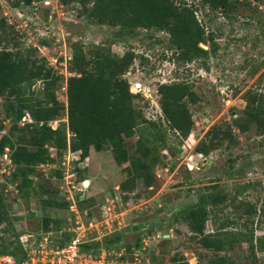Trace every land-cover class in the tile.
Listing matches in <instances>:
<instances>
[{"label":"rangeland","instance_id":"1","mask_svg":"<svg viewBox=\"0 0 264 264\" xmlns=\"http://www.w3.org/2000/svg\"><path fill=\"white\" fill-rule=\"evenodd\" d=\"M173 1L194 9L206 36L214 35L213 43L217 48L208 57L181 61L166 31L142 28L130 31L99 25L91 22L79 4L62 5L60 0H49L26 6L23 0H0V49L19 51L25 58L36 61V66L44 59L48 67L64 78L58 84L57 96L65 105L68 104L67 78L76 74L70 65L75 45H81L85 52L99 46L110 48L120 56L134 53L136 58L125 77L131 93L139 95L136 103L150 121L163 119L158 94L160 85L186 82L200 96V102L190 106L195 126L189 138L182 139L169 130L165 146L149 143L158 148L163 161L155 168L157 182L149 189L138 181L130 192L123 194L120 184L125 179L124 168L128 164L117 165L109 149L101 152L92 149L83 162H78L70 151L64 152L59 160L54 151L59 161L36 167L32 176L34 183L26 190L29 192L26 196L19 193L15 182L3 178L5 168L9 174L11 162L5 155L0 156V185L13 228L16 234L24 235L23 240L45 233L63 239L76 221L83 225L93 221L103 225L102 239L123 237L121 252L134 264H172L176 257H184L188 264H208L213 253L193 239L181 212L195 205L201 195L219 187L226 190L229 199L236 200V205L243 202V207H233L227 201L225 211L216 217L217 224L211 220L206 223V233L214 232L221 220L230 217V223H234L230 224V229L240 228L248 237L242 248L231 253L232 257L243 264H264V251L256 249L253 255L248 249L250 242L256 244L264 235V220L261 222L264 136L256 134L255 126L246 134L233 127L238 144L229 146L226 142L209 155L196 153L199 143L207 141V133L213 126L233 124V116L243 113L246 107L243 96L248 90L264 95V0H234L225 12L204 6L201 0ZM200 47L210 49L209 43H202ZM40 88L42 84L37 82L27 96L37 98L36 91ZM14 98L0 99L1 120L5 116L6 100ZM67 121L65 111L61 120L52 122L51 126L56 129ZM9 125L6 122L5 129ZM138 139L139 131L127 140L132 152ZM52 170H61L62 179L51 176ZM72 174L73 178L68 179ZM70 181L78 188L72 194L68 193ZM39 185L48 188L49 193L42 194ZM71 195L75 199L77 196L86 199L83 211L76 205L75 216L64 207L43 203L48 199L57 203L69 201ZM72 201L73 205L75 200ZM248 203L257 205L258 214L253 227L246 229L243 225L246 217L239 215ZM108 208L110 212L106 214ZM146 222L150 225L144 232L133 234L132 227ZM4 228L5 225L0 226V251L8 242L15 241L13 231L4 233ZM128 245L131 248L126 251ZM109 246L113 255L119 252L113 244Z\"/></svg>","mask_w":264,"mask_h":264},{"label":"trees","instance_id":"2","mask_svg":"<svg viewBox=\"0 0 264 264\" xmlns=\"http://www.w3.org/2000/svg\"><path fill=\"white\" fill-rule=\"evenodd\" d=\"M46 1L49 0H23V4L31 6ZM60 1L62 5L79 4L91 22L99 25L130 31L139 28L166 31L171 36L172 46L179 51L181 61L191 62L194 58L208 57L217 48L213 43L214 35L206 36L195 17L194 9L186 7V3L181 5L173 0ZM201 2L212 10L225 12L230 9L234 0ZM12 26L9 27L14 29ZM202 43H209L210 49L201 48ZM135 58L133 52L120 56L112 53L110 48L99 46H95L93 51L85 52L81 45H75L70 65L76 70V74L67 78L68 104L65 105L57 96L58 84L64 78L58 75L54 68L48 67L44 59L36 66V61L25 58L19 51L0 49V99L15 96L13 100H6L5 116L0 119V156L8 148L12 164L10 173H3V178L15 182L19 193L29 196L26 190L34 183L32 176L35 175L37 166L56 164L66 151L74 154L78 162H83L89 157L92 149L98 152L109 149L117 165L128 164L124 168L125 179L120 184L123 194L130 192L138 181L146 189L153 187L158 178L155 168L163 161L158 148L149 143L165 146L169 130L182 139L189 138L195 126L190 106L197 105L200 96L186 82L162 84L158 88V94L163 119L159 122L148 120L136 103L139 95L131 93L130 83L125 77ZM37 82L42 84V88L36 91L37 98L28 97L27 92ZM243 99L246 102L243 113L233 116V124L222 123L213 126L207 133V141H202L197 146L198 156L209 155L226 142L229 146L238 144L233 127L246 134L255 126L256 134L264 136V95L248 90ZM65 111L67 123H60L53 129L51 123L61 120ZM26 112L30 113L33 123L21 126L20 122ZM6 122L10 124L8 129H5ZM138 131L139 139L132 152L127 140L133 138ZM54 151L59 155V160L53 155ZM51 176L62 179L63 172L52 170ZM39 188L42 189V194L49 193L45 186L39 185ZM76 199L79 211H83L86 199H81V196ZM227 201L233 207H243V202L236 205V200L229 199L226 190L214 187L210 193L201 195L195 205L181 212L193 239L213 253L208 264H243L233 258L231 253L242 248L243 244L248 242V237L240 228L230 229V224H234L230 223V217L221 220L214 232L206 233L205 230L209 220L217 224L216 217L225 211ZM43 203L46 206L59 205L68 210L71 206V202L66 199L62 203H57L54 199ZM257 214L256 204H246L239 215L240 218L246 217L244 228L253 227ZM73 215L75 216L74 213ZM261 217L263 222L264 209L261 211ZM4 225L6 228L3 232L13 231L15 241L8 242L0 251V255L9 254L18 262L24 261L27 257V246L13 228L5 193L0 185V226ZM132 232L139 233L134 232L133 227ZM73 236L74 233L70 230L65 238L53 239L57 244L64 246ZM122 239L123 237H115L96 240L89 237L83 245V250H93L96 254L101 249L110 250V243L121 251ZM129 248L131 247L128 245L126 251L130 250ZM248 249L253 255L256 249L264 251V235L256 240V244L250 242ZM177 262L188 264L184 257L174 258L172 264Z\"/></svg>","mask_w":264,"mask_h":264},{"label":"built area","instance_id":"3","mask_svg":"<svg viewBox=\"0 0 264 264\" xmlns=\"http://www.w3.org/2000/svg\"><path fill=\"white\" fill-rule=\"evenodd\" d=\"M22 120L23 121L20 122L21 126L27 123H33V119L29 112L25 113ZM4 155L9 158L11 162L8 148L5 149V153L1 156ZM11 165L10 163L9 166ZM3 173H7L6 168ZM73 176V174L68 175L67 178L70 179L73 178ZM65 178L66 177H64V179ZM68 188V193L70 194H72L73 191H78L77 185L72 181L68 183ZM68 200H75L74 204L70 206V211L75 213L77 199H75L74 195H71ZM109 212L110 209H106V214ZM77 218L78 216H76V219ZM102 227L103 225L101 223H95L93 221L88 223V225H83L81 221H76L75 227L71 229L74 236L64 246L57 244L49 233H45L41 236H33L24 240L27 246V257L24 261L18 262L12 255L3 254L0 255V264H134L124 258L125 253L123 251H119L113 255L106 249H101L100 252L96 254L93 250L90 252H85L83 250V245L87 242L89 237H94L96 240L102 239V237H100ZM22 239H24V235ZM143 244L144 247L148 246L146 240H144Z\"/></svg>","mask_w":264,"mask_h":264},{"label":"water","instance_id":"4","mask_svg":"<svg viewBox=\"0 0 264 264\" xmlns=\"http://www.w3.org/2000/svg\"><path fill=\"white\" fill-rule=\"evenodd\" d=\"M149 225H150V222H146V223H144V224L135 225V226L133 227V231H134V232L144 231V230L147 229V227H149Z\"/></svg>","mask_w":264,"mask_h":264}]
</instances>
